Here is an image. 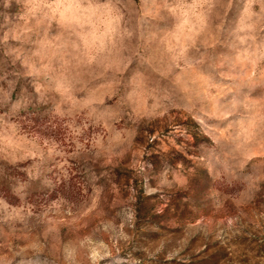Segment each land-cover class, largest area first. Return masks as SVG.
Wrapping results in <instances>:
<instances>
[{"label":"rangeland","instance_id":"obj_1","mask_svg":"<svg viewBox=\"0 0 264 264\" xmlns=\"http://www.w3.org/2000/svg\"><path fill=\"white\" fill-rule=\"evenodd\" d=\"M0 264H264V0H0Z\"/></svg>","mask_w":264,"mask_h":264}]
</instances>
